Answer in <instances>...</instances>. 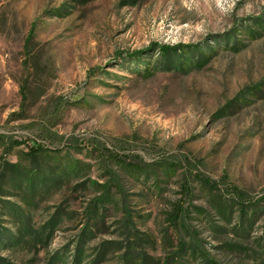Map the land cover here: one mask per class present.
Masks as SVG:
<instances>
[{
	"label": "rangeland",
	"instance_id": "obj_1",
	"mask_svg": "<svg viewBox=\"0 0 264 264\" xmlns=\"http://www.w3.org/2000/svg\"><path fill=\"white\" fill-rule=\"evenodd\" d=\"M205 257L264 264V0H0V264Z\"/></svg>",
	"mask_w": 264,
	"mask_h": 264
},
{
	"label": "trees",
	"instance_id": "obj_2",
	"mask_svg": "<svg viewBox=\"0 0 264 264\" xmlns=\"http://www.w3.org/2000/svg\"><path fill=\"white\" fill-rule=\"evenodd\" d=\"M33 29H34V24H32L30 26L29 32H28V36H27V42L30 41L31 37H32V33H33ZM176 48L175 46H169V45H162L160 47V50H162L163 52H167L170 50H173L176 52ZM201 183L203 185H205L207 188L209 189H215L216 186L214 185V182H211L210 180H208L207 178L198 176L197 177ZM228 192H230L232 194V196L234 197L233 200L235 201V203L238 204L239 210L241 211V214L245 213V210L250 208V207H254L255 203L254 202H250L247 199V195L238 187L234 186V185H228L227 190ZM175 211L173 212V214H171V221L174 223H177L180 226H184V221H183V217H181L180 213H181V205H177L175 206ZM204 264H218L215 261H213V259H209L207 257L204 258Z\"/></svg>",
	"mask_w": 264,
	"mask_h": 264
}]
</instances>
